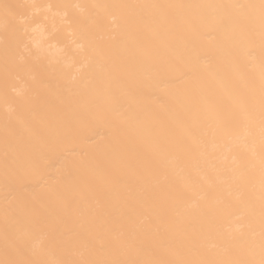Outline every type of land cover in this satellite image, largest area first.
I'll return each mask as SVG.
<instances>
[{
  "label": "bare ground",
  "instance_id": "6f19581e",
  "mask_svg": "<svg viewBox=\"0 0 264 264\" xmlns=\"http://www.w3.org/2000/svg\"><path fill=\"white\" fill-rule=\"evenodd\" d=\"M0 264H264V0H0Z\"/></svg>",
  "mask_w": 264,
  "mask_h": 264
}]
</instances>
